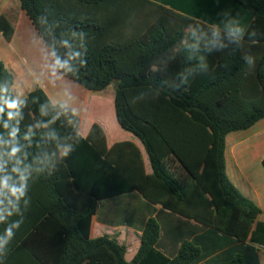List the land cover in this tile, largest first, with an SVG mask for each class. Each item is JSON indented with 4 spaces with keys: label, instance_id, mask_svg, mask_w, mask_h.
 <instances>
[{
    "label": "trees",
    "instance_id": "trees-1",
    "mask_svg": "<svg viewBox=\"0 0 264 264\" xmlns=\"http://www.w3.org/2000/svg\"><path fill=\"white\" fill-rule=\"evenodd\" d=\"M209 2L216 16L217 3L236 9L239 37L152 0H20L64 77L93 92L117 84L118 122L153 173L133 143L108 149L98 124L83 138L40 85L9 119L15 76L0 60V160L17 186L27 177L19 200L0 194V264H260L261 210L228 178L225 138L264 118V53L252 70L238 43H264V0ZM0 31L12 40L4 16ZM100 210L142 232L132 261L116 238H91Z\"/></svg>",
    "mask_w": 264,
    "mask_h": 264
},
{
    "label": "crops",
    "instance_id": "crops-1",
    "mask_svg": "<svg viewBox=\"0 0 264 264\" xmlns=\"http://www.w3.org/2000/svg\"><path fill=\"white\" fill-rule=\"evenodd\" d=\"M152 1L194 16L197 21L209 25L213 30L231 33L232 36L235 35L234 37H239L243 33L244 25L236 20L235 8L231 11L217 3L220 10L216 16L211 11L213 8L209 4L211 0ZM0 16H4L15 30L11 41H7L0 31V60L15 76L13 92L17 85H21L19 96L14 94L16 101L26 98L37 85H40L55 104L64 103L79 116L81 121L79 133L83 138L89 137L93 125L98 124L104 132L108 149L118 143H133L141 153L145 173L152 174V166L143 144L132 133L124 130L118 122L115 110L117 84L112 83L102 91L93 92L67 79L57 69L54 73L52 53L21 8L20 0H0ZM238 43L242 47L247 46V49L251 47L254 50V54L251 55L253 58L257 56L258 59L264 53L258 50L264 43L255 42L249 46L241 38L238 39ZM218 46L222 47L219 43ZM263 160L264 118L246 130L231 132L226 136V174L235 187L260 208L258 220L264 223ZM103 204L106 208L109 205L108 202ZM101 205H98V209ZM155 207L162 208L160 205ZM101 210L92 219L91 238L103 236L116 238L127 248L125 259L128 262L132 261L140 248L142 232L125 224L110 225V222L101 216ZM256 247L259 250L260 264H264V245Z\"/></svg>",
    "mask_w": 264,
    "mask_h": 264
},
{
    "label": "clouds",
    "instance_id": "clouds-1",
    "mask_svg": "<svg viewBox=\"0 0 264 264\" xmlns=\"http://www.w3.org/2000/svg\"><path fill=\"white\" fill-rule=\"evenodd\" d=\"M53 72L55 73L56 69L58 68H66L67 62H62L59 58H56L53 64ZM6 107L9 109L8 117L11 119L13 117V109L18 107L17 101H6L5 102ZM3 112V108H0V113ZM12 135H15V132L12 133ZM20 149L13 147L9 153V158L15 157L16 153L19 152ZM14 172H18V169H13ZM5 165L2 160H0V194H3L5 191H7L12 198L15 200H19L21 197L25 194V181L27 177L23 174H20L19 176V186L16 185V183L11 182L12 178L9 175H5ZM0 220H2V217H0ZM7 235H11V232L9 230H6Z\"/></svg>",
    "mask_w": 264,
    "mask_h": 264
},
{
    "label": "rangeland",
    "instance_id": "rangeland-1",
    "mask_svg": "<svg viewBox=\"0 0 264 264\" xmlns=\"http://www.w3.org/2000/svg\"><path fill=\"white\" fill-rule=\"evenodd\" d=\"M247 49V48H246ZM259 51H264V46L262 47L261 46V48H259L258 49ZM244 51V54L245 55H247V54H249V55H252V54H254V50L250 47V49H247V50H243ZM255 55H257V54H255ZM248 56V55H247ZM257 59V56L256 57H250L249 58V60H250V66L251 67H253V66H255L256 64H255V60ZM20 88H21V85H17V87H15L14 88V94L16 95V96H19V93H20Z\"/></svg>",
    "mask_w": 264,
    "mask_h": 264
}]
</instances>
